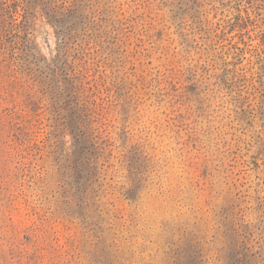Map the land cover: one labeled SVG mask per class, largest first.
Returning a JSON list of instances; mask_svg holds the SVG:
<instances>
[{
	"label": "rangeland",
	"instance_id": "374dc122",
	"mask_svg": "<svg viewBox=\"0 0 264 264\" xmlns=\"http://www.w3.org/2000/svg\"><path fill=\"white\" fill-rule=\"evenodd\" d=\"M0 264H264V0H0Z\"/></svg>",
	"mask_w": 264,
	"mask_h": 264
}]
</instances>
